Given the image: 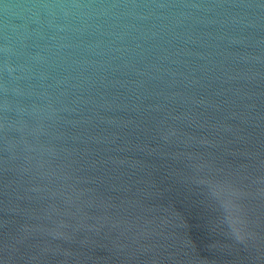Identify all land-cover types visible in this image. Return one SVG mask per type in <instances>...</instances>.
<instances>
[{"label": "water", "instance_id": "obj_1", "mask_svg": "<svg viewBox=\"0 0 264 264\" xmlns=\"http://www.w3.org/2000/svg\"><path fill=\"white\" fill-rule=\"evenodd\" d=\"M0 264H264V0H0Z\"/></svg>", "mask_w": 264, "mask_h": 264}, {"label": "clouds", "instance_id": "obj_2", "mask_svg": "<svg viewBox=\"0 0 264 264\" xmlns=\"http://www.w3.org/2000/svg\"><path fill=\"white\" fill-rule=\"evenodd\" d=\"M9 6L5 5V8L7 9ZM73 7H79V5H63V4H49V3H41L37 5H32L31 8L35 10H44L46 12L51 13L54 9H61L64 11L65 15H68V9Z\"/></svg>", "mask_w": 264, "mask_h": 264}]
</instances>
